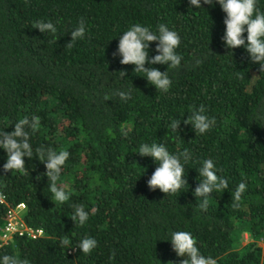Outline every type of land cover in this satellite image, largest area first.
Masks as SVG:
<instances>
[{
  "label": "trees",
  "instance_id": "obj_1",
  "mask_svg": "<svg viewBox=\"0 0 264 264\" xmlns=\"http://www.w3.org/2000/svg\"><path fill=\"white\" fill-rule=\"evenodd\" d=\"M201 4L0 0V132L13 131L25 116L40 117L39 130H29L33 155L24 158L23 173L4 172L7 152L0 148V226L7 209L21 204V222L43 231L37 237L15 234L8 242L0 231V264L6 254L30 264H179L185 257L168 240L174 231L191 233L201 254L217 264H264V73L245 47L224 46L226 14L219 3ZM257 7L264 11V0ZM81 19L85 35L69 48ZM34 21L52 22L57 32L41 33L31 27ZM134 24L156 34L166 24L180 36L179 68L145 64L168 71L167 92L134 65L120 64L121 55L112 56ZM157 43H149V57L157 54ZM118 90L130 91L131 98L121 100ZM201 105L215 123L196 134L183 120ZM174 119L181 120L175 132L169 128ZM144 143L163 144L171 154L187 149L191 158L181 163L188 185L169 195L150 190L147 181L159 164L136 153ZM41 147L70 153L57 182L71 193L64 203L52 200L36 151ZM207 159L229 187L213 191L202 211V198L193 192ZM242 181L246 191L233 208L232 193ZM73 206L89 212L84 225L70 218ZM243 231L252 240L238 247ZM86 237L97 241L89 254L77 246ZM63 238L70 248L61 245Z\"/></svg>",
  "mask_w": 264,
  "mask_h": 264
},
{
  "label": "clouds",
  "instance_id": "obj_2",
  "mask_svg": "<svg viewBox=\"0 0 264 264\" xmlns=\"http://www.w3.org/2000/svg\"><path fill=\"white\" fill-rule=\"evenodd\" d=\"M191 6L197 9L202 7L201 0H189ZM218 2L222 11L226 14L224 18L225 31L221 40L226 48L235 49L245 47L249 54V58L253 63H258L260 71L264 73V11L257 7V0H203L204 4L213 5ZM32 28L39 29L41 33L50 32L55 34L56 27L52 22L34 21ZM158 34L150 31L149 27L140 24L132 25L129 30L125 31L119 39L118 50L112 53L115 58L118 54L122 56L119 61L122 65L132 64L137 72L146 73L147 81L155 85L158 91L167 92L171 80L168 76V69L179 68L181 66L182 57L178 55L175 49L180 45V36L177 32L169 30L166 24H159ZM85 21L81 19L79 26L71 31V40L67 43L69 48L73 47L75 42L83 38L85 35ZM247 33V36L243 35ZM158 41L156 44L157 54L149 57V43ZM247 41V43H246ZM148 64H165L167 70L160 71L156 67H145ZM122 75H126L121 70ZM114 95H118L121 100L131 98L130 91H117ZM255 120V119H254ZM257 121V120H255ZM259 122V121H258ZM184 124H191L196 134H204L215 123V118H210L205 114V108L201 105L199 108L191 111L187 119L183 120ZM261 123V122H260ZM181 120L174 119L169 128L172 131H178ZM264 126V123H261ZM40 127V117L33 115L31 118L25 116L18 122H15L14 130L11 132H0V148L7 152V161L3 164L5 173L9 171L24 172L25 157L31 158L33 155L32 147L29 143V130L35 133ZM124 136L128 135L125 129H121ZM40 161L45 164L49 184V191L53 194L52 200L56 203H64L69 200L71 193L66 191L64 187H58L57 182L60 179L62 166L69 158L70 153L67 150H61L57 153L55 150L44 147L36 149ZM140 156H150L159 166L151 174L147 185L150 190L159 188L166 195L176 194L184 185H188L186 176L184 175V164L181 160L187 162L191 157L187 149L176 154H171L163 144L152 143L151 145L144 143L139 146L136 152ZM46 157V158H45ZM199 184L194 189V196L202 198L199 208L206 211L209 207V195L213 192H221L228 189L227 179L217 175L216 166L211 159L203 161L202 167L198 169ZM37 180L41 179L38 175ZM246 191V183L240 182L232 193V207L239 208L242 194ZM74 213L70 217L75 223L78 221L80 225H84L89 219V212L83 206H73ZM172 249L177 256L185 257L179 264H217V260L211 256L205 257L201 254L197 247V241L191 233L186 231H174L171 234ZM61 245L67 248L71 247L68 238L60 241ZM84 254H89L96 246L97 241L92 237H86L77 245ZM2 264H30L27 259H20L14 255H4ZM171 264H174L171 261Z\"/></svg>",
  "mask_w": 264,
  "mask_h": 264
},
{
  "label": "built area",
  "instance_id": "obj_3",
  "mask_svg": "<svg viewBox=\"0 0 264 264\" xmlns=\"http://www.w3.org/2000/svg\"><path fill=\"white\" fill-rule=\"evenodd\" d=\"M0 201L2 198L0 197ZM23 205H16L12 209H7L6 211V219L3 224L0 226L1 238L3 242L10 241L13 235L17 234V236H21L22 234H27L30 237H37L41 234L40 228H32L25 226L23 222H21L20 213L23 211ZM262 247H264V239H260Z\"/></svg>",
  "mask_w": 264,
  "mask_h": 264
},
{
  "label": "rangeland",
  "instance_id": "obj_4",
  "mask_svg": "<svg viewBox=\"0 0 264 264\" xmlns=\"http://www.w3.org/2000/svg\"><path fill=\"white\" fill-rule=\"evenodd\" d=\"M22 213L23 212L20 213V215H19L20 217L22 216ZM41 234H43V231H41ZM241 236L242 237H241L240 243L238 244V247L239 246H243L244 244L249 243L252 240V238L249 235V232L248 231H243L241 233Z\"/></svg>",
  "mask_w": 264,
  "mask_h": 264
}]
</instances>
